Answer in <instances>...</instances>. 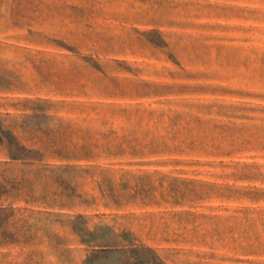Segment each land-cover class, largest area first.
Segmentation results:
<instances>
[{"label": "rangeland", "instance_id": "374dc122", "mask_svg": "<svg viewBox=\"0 0 264 264\" xmlns=\"http://www.w3.org/2000/svg\"><path fill=\"white\" fill-rule=\"evenodd\" d=\"M0 188V264H264V0H0Z\"/></svg>", "mask_w": 264, "mask_h": 264}, {"label": "trees", "instance_id": "16d2710c", "mask_svg": "<svg viewBox=\"0 0 264 264\" xmlns=\"http://www.w3.org/2000/svg\"><path fill=\"white\" fill-rule=\"evenodd\" d=\"M6 149L10 160H23L24 154L19 153H29L13 139L12 142H6ZM1 194L0 190V196ZM98 231L103 233L97 234ZM81 243L91 249L83 264H91L93 258H113L117 263L124 258L125 264H164L153 250L125 241L106 227L95 228L92 232L84 231L83 236L81 235Z\"/></svg>", "mask_w": 264, "mask_h": 264}]
</instances>
